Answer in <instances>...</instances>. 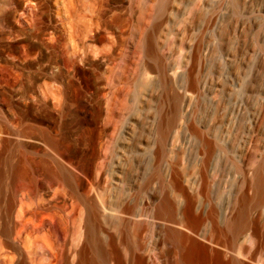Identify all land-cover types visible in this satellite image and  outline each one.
I'll use <instances>...</instances> for the list:
<instances>
[{"label":"rangeland","instance_id":"rangeland-1","mask_svg":"<svg viewBox=\"0 0 264 264\" xmlns=\"http://www.w3.org/2000/svg\"><path fill=\"white\" fill-rule=\"evenodd\" d=\"M0 151L94 158L129 264H172L165 199L211 245L245 214L224 259L264 264V0H0Z\"/></svg>","mask_w":264,"mask_h":264},{"label":"bare ground","instance_id":"bare-ground-1","mask_svg":"<svg viewBox=\"0 0 264 264\" xmlns=\"http://www.w3.org/2000/svg\"><path fill=\"white\" fill-rule=\"evenodd\" d=\"M62 1L65 0H55L57 4ZM164 136L162 123L156 166L162 156ZM209 153L208 149L203 162ZM94 165L92 157L76 163L61 157L5 155L0 151V264H129L127 201L122 193L119 226L114 234L110 229L109 200L106 194L102 201L97 196L103 175H95ZM245 188L246 183L243 194L247 192ZM256 189L259 194L264 189L262 173L258 174ZM185 193L189 204L184 213L190 219L193 199L186 190ZM156 218L158 223L167 222L166 239L172 264H253L254 253L241 261L231 252L229 261H225V251L220 247L223 233L236 240L245 230V214L229 222L225 230L218 227L219 240L213 245L197 238L199 223L179 225L176 208L169 199L159 206ZM253 229L257 235L262 233L257 223ZM261 237L264 242V236ZM203 258L207 261H202ZM134 264L145 261L135 256Z\"/></svg>","mask_w":264,"mask_h":264},{"label":"water","instance_id":"water-1","mask_svg":"<svg viewBox=\"0 0 264 264\" xmlns=\"http://www.w3.org/2000/svg\"><path fill=\"white\" fill-rule=\"evenodd\" d=\"M34 0H18V3L20 5V7L22 8H26L27 5L31 2H33Z\"/></svg>","mask_w":264,"mask_h":264}]
</instances>
